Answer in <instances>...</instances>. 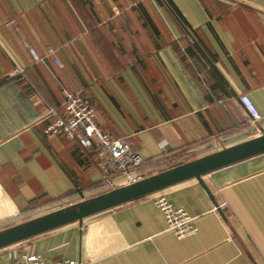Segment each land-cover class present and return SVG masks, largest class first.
Returning a JSON list of instances; mask_svg holds the SVG:
<instances>
[{"label": "crops", "instance_id": "1", "mask_svg": "<svg viewBox=\"0 0 264 264\" xmlns=\"http://www.w3.org/2000/svg\"><path fill=\"white\" fill-rule=\"evenodd\" d=\"M63 89L140 154L143 178L257 137L264 0H0V230L110 190L93 150L42 132ZM202 179L224 218L188 180L0 249V264L19 252L50 264H264V153ZM158 197L196 231H167Z\"/></svg>", "mask_w": 264, "mask_h": 264}, {"label": "built area", "instance_id": "2", "mask_svg": "<svg viewBox=\"0 0 264 264\" xmlns=\"http://www.w3.org/2000/svg\"><path fill=\"white\" fill-rule=\"evenodd\" d=\"M55 64L60 66L58 60ZM24 72L23 68H16L12 75ZM62 114L50 110L45 117L43 134L45 136H63L66 140L78 144L86 150H93L97 159V169L101 174L102 183L108 189L116 188L112 180L114 175L124 176V185H129L143 179L140 169L143 159L132 146L123 139L113 138L103 131L95 121V109L88 99L80 93L62 90ZM239 102L255 122L261 117L246 95L239 97ZM155 206L161 212L166 224V230L177 238H184L196 231L195 217L182 209H175L164 197L154 200ZM12 264H50L39 255L16 253ZM54 264H82L71 260H63Z\"/></svg>", "mask_w": 264, "mask_h": 264}, {"label": "water", "instance_id": "3", "mask_svg": "<svg viewBox=\"0 0 264 264\" xmlns=\"http://www.w3.org/2000/svg\"><path fill=\"white\" fill-rule=\"evenodd\" d=\"M196 46L198 47L197 44ZM262 153H264V131H261L257 137L174 166L135 183L113 188L95 197L2 229L0 230V249L68 224L78 223L81 227L83 220L88 217L193 179L205 190L215 209L224 218L217 201L202 178L215 170Z\"/></svg>", "mask_w": 264, "mask_h": 264}, {"label": "trees", "instance_id": "4", "mask_svg": "<svg viewBox=\"0 0 264 264\" xmlns=\"http://www.w3.org/2000/svg\"><path fill=\"white\" fill-rule=\"evenodd\" d=\"M195 49V48H194Z\"/></svg>", "mask_w": 264, "mask_h": 264}]
</instances>
